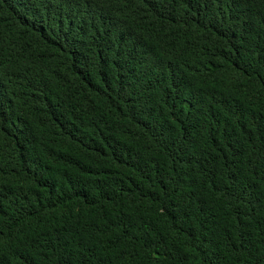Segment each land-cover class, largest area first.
Returning a JSON list of instances; mask_svg holds the SVG:
<instances>
[{
    "label": "trees",
    "instance_id": "16d2710c",
    "mask_svg": "<svg viewBox=\"0 0 264 264\" xmlns=\"http://www.w3.org/2000/svg\"><path fill=\"white\" fill-rule=\"evenodd\" d=\"M0 264H264V0H0Z\"/></svg>",
    "mask_w": 264,
    "mask_h": 264
}]
</instances>
